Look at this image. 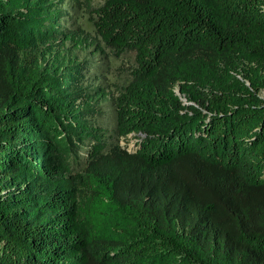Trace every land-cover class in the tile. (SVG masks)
Returning <instances> with one entry per match:
<instances>
[{
	"label": "trees",
	"instance_id": "obj_1",
	"mask_svg": "<svg viewBox=\"0 0 264 264\" xmlns=\"http://www.w3.org/2000/svg\"><path fill=\"white\" fill-rule=\"evenodd\" d=\"M66 2L0 0V264H264L260 85L175 93L264 63V0H104L97 34L135 61L110 120L97 61L59 50Z\"/></svg>",
	"mask_w": 264,
	"mask_h": 264
},
{
	"label": "rangeland",
	"instance_id": "obj_2",
	"mask_svg": "<svg viewBox=\"0 0 264 264\" xmlns=\"http://www.w3.org/2000/svg\"><path fill=\"white\" fill-rule=\"evenodd\" d=\"M64 8L67 9V20L65 26L74 34V41L64 42L59 48L67 60L78 62H91L95 84L100 85L106 95L109 96L102 108L107 115L105 120L113 118L111 102L119 96L120 91L131 81V74L135 67L134 55L116 54L105 47L94 26V12L100 7L104 0H72ZM71 1V0H70ZM101 51L100 57L95 55ZM184 76V75H183ZM255 82L260 85V96L264 97V63L248 61L239 56H228L209 65H200L187 72L185 77L175 87L176 95L182 100L184 106L195 107L204 110V100L199 91L205 94L213 89H224L226 91L241 90L243 86L251 87ZM185 89L186 93L182 92ZM103 110V109H102ZM137 140L129 137L130 149H134ZM125 146L126 142H121Z\"/></svg>",
	"mask_w": 264,
	"mask_h": 264
}]
</instances>
